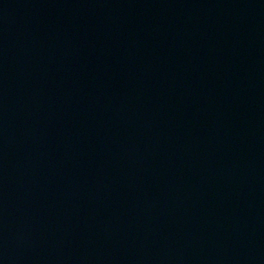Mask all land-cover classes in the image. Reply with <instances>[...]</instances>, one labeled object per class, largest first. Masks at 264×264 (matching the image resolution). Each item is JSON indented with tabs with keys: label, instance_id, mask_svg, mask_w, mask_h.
<instances>
[{
	"label": "water",
	"instance_id": "95a60500",
	"mask_svg": "<svg viewBox=\"0 0 264 264\" xmlns=\"http://www.w3.org/2000/svg\"><path fill=\"white\" fill-rule=\"evenodd\" d=\"M0 264H264V0H0Z\"/></svg>",
	"mask_w": 264,
	"mask_h": 264
}]
</instances>
